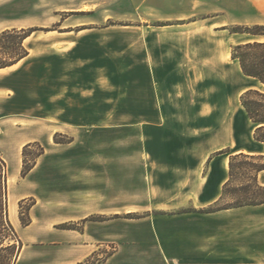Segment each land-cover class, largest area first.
<instances>
[{
	"label": "rangeland",
	"instance_id": "1",
	"mask_svg": "<svg viewBox=\"0 0 264 264\" xmlns=\"http://www.w3.org/2000/svg\"><path fill=\"white\" fill-rule=\"evenodd\" d=\"M244 10L243 0H0V29L31 30L23 40L30 55L0 71L12 94L0 97V155L14 177L7 209L11 192L17 264L54 255L60 239L86 223L106 228L108 240L80 264L148 245L156 225L179 242L186 212L204 236L188 260L172 264H264L260 205L228 208L214 220L202 211L215 204L165 202L195 161L187 146L210 139L197 112L229 106L239 114L242 89L262 88L225 58L228 32L256 25L230 22ZM56 133L70 141L55 142ZM23 160L32 167L22 176ZM234 175V185L249 177Z\"/></svg>",
	"mask_w": 264,
	"mask_h": 264
},
{
	"label": "crops",
	"instance_id": "2",
	"mask_svg": "<svg viewBox=\"0 0 264 264\" xmlns=\"http://www.w3.org/2000/svg\"><path fill=\"white\" fill-rule=\"evenodd\" d=\"M243 2L245 6L244 14L241 15L238 20L236 19L237 17L234 20L230 19V22L264 25V0H243ZM215 17L218 16H214L213 18ZM229 18H231V16ZM214 22L218 23V25L225 24L217 20ZM7 27L12 26L3 27L0 31ZM225 30H227L225 27L217 29V31ZM249 41H264V35L228 32L225 58L235 61L239 69L240 65L238 61L231 58L230 47ZM29 55L30 53L13 65L0 68V71L17 65ZM177 69L179 68H173V70ZM252 87L258 88L255 85H251L244 87L242 91ZM7 91L11 92L0 77V97L4 98V94H6V96L10 98L12 94L7 93ZM221 100L227 102L225 96L222 97ZM202 101L204 102V99ZM239 106V114L236 113V108L231 110L229 106L227 111H222L221 109L219 111L214 110L208 113L206 117L202 116V112H197L198 129L202 131V134L205 133V129H209L207 131H209L210 139L207 142L203 141L201 144L198 142L196 146L193 144L187 146L188 149L192 151L195 161L190 165L188 164L187 169L182 170L178 181L174 183V188L177 190L180 189V192L178 191L170 197L172 200L171 202L165 201L168 203L166 205L171 207L179 206L182 204L179 200L182 199L197 207H206L213 204L221 196L222 186L229 178L228 163L230 155L238 153L264 154L263 143L254 139L253 136L256 126L241 105L240 98ZM177 115L180 117L179 112ZM206 121L208 123H206ZM43 122L44 120H42V124ZM199 133L200 132H198V134ZM36 134L38 135V132H36ZM180 134L186 135L185 132H180ZM180 134L176 135L179 136ZM35 139V136L28 137L24 143ZM183 145L186 146L185 144ZM257 180L261 185H264V169L258 173ZM261 205H264V203L260 204V208L256 209L264 210V206ZM231 209L207 212L204 214L215 220L219 217V213ZM184 214L185 216L182 217V222L175 229L176 231H180L179 242L173 240L171 234L167 235L168 228L163 230L156 225V237L154 239H149L148 245H145V243L140 245L135 244L132 248L126 250L118 249L116 252L98 260L95 264H172V260H188L190 248L198 243L200 240L199 236H204V228L202 226L200 227L198 222H195L198 218L192 216L191 212H186ZM189 221L191 223H189ZM63 237L60 241L64 247L58 250L54 255L47 256L42 262H38L37 264H80L103 247L104 242L108 240V230L103 228V226H94L93 224L86 223L80 231L72 229L71 234L68 236L70 238Z\"/></svg>",
	"mask_w": 264,
	"mask_h": 264
},
{
	"label": "trees",
	"instance_id": "3",
	"mask_svg": "<svg viewBox=\"0 0 264 264\" xmlns=\"http://www.w3.org/2000/svg\"><path fill=\"white\" fill-rule=\"evenodd\" d=\"M30 29L7 28L0 31V68L17 63L28 55V50L23 46V40L30 34ZM230 32L249 33L253 35H264V25L256 24L251 27L244 26L232 29ZM231 58L236 59L242 73L254 79L260 88H248L240 95V103L248 117L255 124L254 139L264 145V41H249L232 45ZM57 133L54 135L55 142H68V140H57ZM27 143L25 149L30 146ZM43 152L41 148V154ZM229 178L222 186L221 196L213 203L214 207L202 212H213L222 209L235 208L245 205H260L264 203V185L257 180L258 173L264 169V154L238 153L229 156ZM23 160L21 175H25L30 169ZM241 172L242 179L249 176L245 183L234 185L235 170ZM226 197L230 199H226ZM226 199V204H220ZM19 219L22 225H27L20 214ZM22 249V242L19 240L9 218L7 209V166L0 155V264H17ZM92 254L90 257H93Z\"/></svg>",
	"mask_w": 264,
	"mask_h": 264
},
{
	"label": "bare ground",
	"instance_id": "4",
	"mask_svg": "<svg viewBox=\"0 0 264 264\" xmlns=\"http://www.w3.org/2000/svg\"><path fill=\"white\" fill-rule=\"evenodd\" d=\"M7 183H8V190L11 191L14 186V177L11 174H8ZM8 214L10 221L13 224L18 225L16 200L13 201L11 192L8 193Z\"/></svg>",
	"mask_w": 264,
	"mask_h": 264
}]
</instances>
